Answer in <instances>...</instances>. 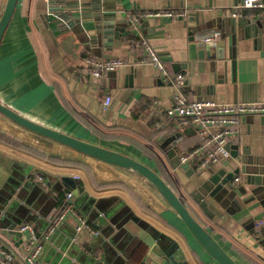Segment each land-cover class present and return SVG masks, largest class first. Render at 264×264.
Wrapping results in <instances>:
<instances>
[{"label": "crops", "instance_id": "obj_1", "mask_svg": "<svg viewBox=\"0 0 264 264\" xmlns=\"http://www.w3.org/2000/svg\"><path fill=\"white\" fill-rule=\"evenodd\" d=\"M240 2L18 0L0 43V102L37 123L146 164L238 264H264V190L252 192L256 187L264 189V185L246 183L245 175H236L230 182L235 196H206L207 212L190 196L212 173H227L238 167L243 146L255 154L264 151V134L254 131L253 123H238L232 142L237 151L232 149L228 158L200 171L194 169V174L187 176L174 167L175 157L199 145L200 136L194 127L178 121L174 122V132L166 129L165 110L175 103L174 79L178 74L184 76L180 92L187 100L264 103V12L249 9L242 19L232 18L230 11ZM4 3L0 0V13ZM147 11L182 12L184 16L143 18L138 26L133 24L135 16ZM196 20L200 24L213 22L216 38L227 32L228 42L225 58H213L212 65L206 60L201 69L194 70L185 65L188 23ZM97 25H101L99 30ZM140 37L160 59L167 75L149 62L138 61L144 55L137 42ZM87 58L121 59L123 64L96 79L88 72ZM105 96H110L111 102L103 110ZM151 119L164 128L157 141L148 140L154 133ZM100 133L134 139L154 158L130 142L102 138ZM34 170L42 175L46 190L58 188L63 176L75 182L73 175H78V189L96 198L97 205L112 220L100 228L90 223L97 235H76L73 217H66L41 243L40 264H114L120 256L121 264H161L163 258L150 252L142 241L149 232L157 233V239L163 238L164 248L158 245L159 251L166 249L171 240L183 252L182 260L177 257L176 262L163 264H218L199 247L178 215L146 180L38 137L0 114V206L10 198L5 204L8 206L16 195L27 198L31 185L25 176L28 173L26 179H30ZM235 177L239 178L237 182L233 181ZM58 195L59 200L46 217L30 210L31 218L25 214L21 218L32 224L39 237L65 199L63 188L59 187ZM80 205L84 207L85 202ZM128 211L148 229L132 221ZM82 215L93 221L92 216ZM9 224L7 218L0 223V244L18 252L25 236L9 233L4 228ZM17 263L22 261L18 259Z\"/></svg>", "mask_w": 264, "mask_h": 264}, {"label": "water", "instance_id": "obj_2", "mask_svg": "<svg viewBox=\"0 0 264 264\" xmlns=\"http://www.w3.org/2000/svg\"><path fill=\"white\" fill-rule=\"evenodd\" d=\"M17 1L18 0H5L4 7L2 9V12L0 13V43L3 34L8 26V23L13 15ZM243 17L244 16H241L238 19H242ZM188 24L190 33L189 44L187 46L188 60L185 65L186 68H194V70L197 68L201 69L202 66H204L206 60L210 61L215 57L218 59L226 57L225 50H227L226 46L228 42L227 32L221 33L219 38H216V28L213 22L200 24L196 20L194 22L191 21ZM100 28L101 25L96 26L97 30H99ZM212 64L213 61H210V65ZM0 114L6 119L10 120L12 123L33 133L38 137L58 143L69 149H72L73 151L81 155L103 161L107 164L116 166L143 178L161 196V198L172 209V211H174L178 215L188 233L211 259H213L218 264H238L216 241L213 235L198 222V220L190 212L188 207L180 200V198L169 187V185L166 184V182L160 177V175L152 168L148 167L146 164L124 153L78 139L76 137L37 123L31 119L24 117L23 115L2 104L1 102ZM244 121H247V123H253L254 131H259L261 134H264V116L247 115L240 119V122ZM166 142L167 141H165V143ZM31 146L35 147L36 145L33 144ZM228 147L231 150V153L232 149H236V151L238 149L236 145L232 144L228 145ZM36 148L41 152L49 154L48 150L42 149L40 147ZM174 155H176V153H174ZM174 167L184 171L185 175L187 176H191L194 174V169L188 163L179 164L177 157H175ZM239 174L245 175L246 183L255 184L256 186H263L264 151L258 150V152L255 154L252 153L250 149L247 148V146H243L242 154L240 157V165L238 167L227 173L223 170L218 171L217 173H212V175L207 180L203 181L197 187L196 191L190 193V196L203 211L207 212V203L204 198L206 196H210L213 199H216L223 194L226 198H233L236 192L230 189V182L234 176ZM27 175L28 173L26 174V176ZM26 176V183L31 185V187L27 189L30 190L27 198L25 197L26 199H24L16 195V197L10 201V204L8 206H5V204L8 203V200L10 198H7L6 201L0 206V223L6 218L10 220L9 226L4 227L5 229L7 228V231L9 233L13 235H22L21 233L17 232V229L24 223L21 219L23 214L27 215L28 219L31 218V215L28 213L30 210L39 212L40 215L46 217L55 206V203L59 200V187L63 188V191L66 194L72 193V201L75 206L80 208L82 214L92 216L93 221L89 218L86 219L89 224L94 222L97 225V228H100L102 225L106 226L108 222L112 223V220L108 218V213L104 210H101L97 205V199L90 196V194L84 189H78V180L75 182H71L73 180L70 177L63 176L60 180V185H57L58 188L52 187L50 190H46L39 182H36L31 178L26 179ZM262 190H264L263 187H256V189H254L252 192L254 194H257ZM13 194L14 193L10 192V195ZM21 194H24V191H22ZM84 202V207H81L80 203ZM62 204L63 201L60 203L59 207L56 208L57 212L61 208ZM127 213L128 216H131L132 221L137 223L140 227H142V229H148L149 226L146 223L141 222L138 217H135L129 211ZM27 217L25 219L28 221ZM72 219L74 220L76 226V220L74 218ZM149 233L150 235L143 238L142 241L144 245L151 249L150 252L155 253L159 255V257L163 258L161 264H163L164 262L174 263L176 262L175 260L177 257L182 260V258L184 257L183 252L176 246L175 242L169 240L170 242L169 244H167V248L163 251H159L157 249L158 245H161L160 247L164 248V245L161 244V240L163 238L160 237V239H157V233ZM43 242L45 241L42 240L41 243ZM23 249L24 245L22 246V249L17 253L20 254ZM124 258L127 257L125 256ZM122 262L123 258L122 256H120L115 259L114 264H121Z\"/></svg>", "mask_w": 264, "mask_h": 264}, {"label": "built area", "instance_id": "obj_3", "mask_svg": "<svg viewBox=\"0 0 264 264\" xmlns=\"http://www.w3.org/2000/svg\"><path fill=\"white\" fill-rule=\"evenodd\" d=\"M259 10L264 12V0H241L240 4L230 11L232 18L241 17L245 10ZM173 16H184V13H173L169 11H147L133 18V24L139 25L143 18H170ZM143 49L144 55L138 59L140 63H151L162 75H167L166 70L145 41L140 37L137 41ZM88 72L93 78L100 79L105 73L119 68L123 61L121 59H85ZM184 76L178 74L174 79L176 93L175 103L165 110L168 117L176 118L183 126H192L200 136V144L187 153L177 156L179 164L188 163L193 169L200 171L209 164L217 163L228 158L230 149L228 145L233 144L234 136L238 132L236 125L240 119L247 115L264 116V103L260 102H236L225 104L211 99L187 100L180 92ZM111 102L110 96H105L101 107L106 110ZM75 180L79 176L73 175ZM31 178L39 182L42 187L46 186L42 175L38 170H34ZM239 180L234 178V182ZM72 216L77 224L75 234L87 232L97 235L98 232L87 222L86 218L78 211L72 201V194L67 193L63 204L55 216L47 225L46 231L39 237L34 227L29 223H23L17 232L25 236L23 251L18 254L8 245L0 244V264H18L20 259L22 264H40L38 257L41 251V241L48 240L57 230L66 217ZM21 264V263H20Z\"/></svg>", "mask_w": 264, "mask_h": 264}, {"label": "trees", "instance_id": "obj_4", "mask_svg": "<svg viewBox=\"0 0 264 264\" xmlns=\"http://www.w3.org/2000/svg\"><path fill=\"white\" fill-rule=\"evenodd\" d=\"M176 121H177L176 118L168 117V122H167V125H166V129H167V131H169V133L170 132H174V129H175L174 122L176 123ZM150 124L154 126V133H153V135L148 140H150V141H152V140L157 141L156 138L159 137V136H161V133L163 132L164 128H162V127L160 128L157 125H155V122H154L153 119L150 120ZM100 137H102V138H108V139H111V140L121 138L122 140L127 141V142H130V143L134 144L136 147H139L140 149H142V151L145 154L151 156V158H154V154L150 150H148L146 147H143L140 143H138L134 139L128 138L126 136H118V135H112V134L111 135H108V134H102V133H100ZM13 143H15V142L13 141ZM16 145H18V143H16ZM19 145H21V144H19ZM21 146L22 147H25L23 145H21ZM25 148L27 149L28 147H25ZM28 149H30V148H28ZM39 154L45 156L42 153H39ZM50 158H51V160H56L53 157H50Z\"/></svg>", "mask_w": 264, "mask_h": 264}]
</instances>
